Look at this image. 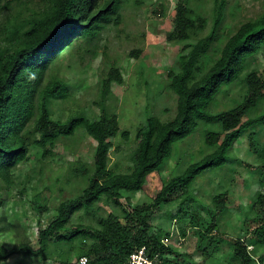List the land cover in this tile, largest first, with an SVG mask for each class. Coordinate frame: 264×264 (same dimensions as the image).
Wrapping results in <instances>:
<instances>
[{"label":"trees","instance_id":"16d2710c","mask_svg":"<svg viewBox=\"0 0 264 264\" xmlns=\"http://www.w3.org/2000/svg\"><path fill=\"white\" fill-rule=\"evenodd\" d=\"M191 1L178 0L174 5L168 41L188 39V29L193 25ZM120 2L0 0V184L13 185L14 170L27 161L31 147L39 149L41 158L46 159L54 155V148L62 140L74 138L78 131L95 142L91 165H69V174L86 180L84 187L77 195L59 201L53 218L38 230L35 244L26 236H16L17 224L7 220L6 199L0 191V238L8 236L12 240L10 247L0 241V264L19 257L71 264L72 255L77 260L87 257L86 264H125L141 246L151 257L157 255L156 264H178L179 260L188 259L180 253H176L178 260L174 263L164 258L165 252L175 251L153 233L151 223L164 205L178 198L177 213L183 211L193 226H199L201 239L206 242L202 260L195 263L204 264L213 250L224 244V238L217 234V221L227 208V194L214 195V207L207 208L208 217L203 218L197 211L185 208L189 199H194L189 193L192 182L205 169L225 164L229 151L243 135L250 138L253 153L259 158L261 169L264 167V144L258 146L254 130L264 125V63L261 69L257 67V56L264 53V11L241 23L226 40H220L218 55L213 57L211 46L224 17L225 0H215L214 29L196 43L184 45L177 59L178 68L170 69L167 81H162V87L171 91L174 98V116L163 121L147 115L145 125L137 127L138 142L130 171L115 173L109 167L112 139L119 134L124 139L128 136L126 129L121 131L116 113L103 107L95 118L75 110L65 120L53 119V101L67 99L71 93L66 79L49 71L58 67L56 62L67 50L74 48L78 52L108 25L117 24ZM5 9L6 13H2ZM140 52L134 49L132 54L137 58ZM121 81V69L109 67L101 83L102 96L112 94L111 84ZM236 86L238 92L221 109L212 112L210 108L221 104L217 97L226 96ZM201 121L216 124V128L205 131V142L211 151L171 176L150 201L133 202L149 173L169 158L173 144L188 137ZM258 185L264 186V175ZM102 198L119 208L120 214L115 210L97 214L94 206ZM250 209L254 217L248 221L247 235L228 239V264H264V192H256ZM90 213L94 223L83 222L81 217L73 221L76 214ZM83 240L90 241L74 253L76 241ZM248 245H252V250H247Z\"/></svg>","mask_w":264,"mask_h":264},{"label":"rangeland","instance_id":"374dc122","mask_svg":"<svg viewBox=\"0 0 264 264\" xmlns=\"http://www.w3.org/2000/svg\"><path fill=\"white\" fill-rule=\"evenodd\" d=\"M177 1L121 0L117 24L108 25L88 45L83 44L78 52L74 48L67 50L61 55L60 61L56 62L58 67L54 66L49 71L64 77L71 93L67 99L53 101L50 106L53 119L65 120L75 110H82L90 118H95L103 107L117 114L121 131L126 129L128 136L124 139L119 134L112 139L109 167L115 173L130 171L138 142L135 133L139 125H145L147 115H155L163 121L174 116V98L171 91L162 87V81H167L166 75L170 69L178 68L177 59L184 45L196 43L214 29L215 0H192L189 6L193 9V25L188 29V39L183 42L168 41L167 33L173 26L174 5ZM263 11L264 0H225L224 17L218 25L217 39L211 46L213 57L218 55L220 40H226L241 23L257 18ZM134 49L141 51L137 58L132 54ZM257 57V67L261 69L264 53ZM111 66L121 69L122 81L112 83V94L102 96V79ZM238 88H232L226 96L219 95L217 98L220 106L210 110L214 112L221 109L222 104ZM212 128H216L215 123L198 122L188 137L174 143L169 158L149 173L142 189L134 194L132 201H150L171 176L181 173L190 163L210 152L205 142V131ZM254 130L257 132L258 146L264 144V125ZM249 141L248 135L241 136L229 151L226 163L205 169L189 188L194 199L190 198L185 208L197 211L203 218L208 217L206 209L214 207L212 197L218 193L227 194V208L218 216L217 221V234L224 238V244L213 250L204 264H228L225 254L229 251L228 239L247 235L245 230L248 221L254 217L250 207L256 192H264V186L258 185L259 178L264 175V167L261 169V162L254 155V146ZM94 148L95 142L83 131H78L74 138L62 140L54 148L52 157L43 159L39 149H29L27 161L20 163L14 170L13 185L0 184V191L6 199L4 214L8 221L17 224L16 236H26L32 244L37 242L38 230L53 218L54 207L59 201L77 195L86 183L82 177L69 174V165H91ZM179 201L180 198L164 205L153 217V233L175 251L164 254V258L171 263L178 260L176 253L184 254L188 259L179 260L178 264L199 263L206 242L201 239L199 226H193L183 211L177 213ZM94 209L97 214H106L110 210L120 214L119 208L105 198L97 202ZM171 214L174 216L171 217ZM80 217L83 222H95L91 213L87 216L76 214L73 221L77 222ZM182 229H185L184 234ZM0 241L7 247L12 243L8 236L0 238ZM89 241H76L74 253ZM252 248V245L247 246V250ZM69 260L71 264H79L75 255L70 256ZM8 264H58V260L48 259L43 262L32 257H19Z\"/></svg>","mask_w":264,"mask_h":264},{"label":"built area","instance_id":"2783aa9c","mask_svg":"<svg viewBox=\"0 0 264 264\" xmlns=\"http://www.w3.org/2000/svg\"><path fill=\"white\" fill-rule=\"evenodd\" d=\"M156 256H150L147 252V249L145 246H141L140 248L133 251L125 264H156ZM79 264H86L87 263V257L81 256L78 260Z\"/></svg>","mask_w":264,"mask_h":264}]
</instances>
